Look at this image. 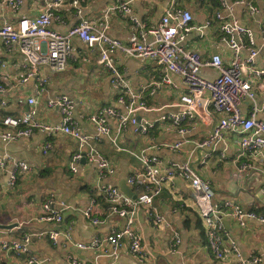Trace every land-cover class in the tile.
I'll return each mask as SVG.
<instances>
[{
    "label": "crops",
    "instance_id": "crops-1",
    "mask_svg": "<svg viewBox=\"0 0 264 264\" xmlns=\"http://www.w3.org/2000/svg\"><path fill=\"white\" fill-rule=\"evenodd\" d=\"M49 1L22 0L17 13L8 9L0 10V24L4 21L33 18ZM245 1L256 8V13L250 15L245 6H234L232 18L249 28L254 34L256 45L261 46L264 0ZM116 3H128L136 18L147 28L153 27L173 3L175 8L191 13L192 26L211 22L203 35L195 31L190 32L182 42L184 48L198 52L202 59L219 54L223 61L227 62L233 56L232 51L220 40L214 17L218 10L216 0H86L82 4L81 16L98 22L105 9ZM56 15L60 16V21H54L51 27L60 33H65L80 22V17L67 5L62 6ZM108 24L107 34L110 37L124 44L128 43L133 31L127 21L117 14H111L108 16ZM72 44L75 51L68 60L64 72L48 74L44 71V75L48 77V84L46 92L37 101L36 119L44 123L58 122L60 119L58 109H48L45 103L49 98L59 95L70 97L74 103L73 115L79 121L82 131L94 138L97 150L115 169L114 174L105 178L104 182L120 189L119 184L126 183L127 177L140 168L132 153L149 148L150 153L160 158L188 162L194 166L198 175L209 182L215 193V202L223 204L226 200H233L244 210L264 216V194L261 193V188L264 187L263 157L249 158L252 169L238 174L237 167L245 159L236 160L239 153L238 136L226 133L222 141L209 151L210 157L207 161L202 163L207 150L196 148L194 143L205 138L216 122L211 126H204L195 121L188 126L189 132L180 136L168 125L157 121L146 135L136 133L133 128L123 131L116 139V146L108 137L97 136L88 116L99 107L119 108L116 102L118 94L112 86L110 73L99 64L97 51L89 50L77 39L73 40ZM241 57H245V52ZM0 61L5 64V67L0 69V84L6 89V93L0 96V101L2 98L6 101V106L0 107L1 130L4 117H19L29 109L26 99L33 92L34 81L30 80L24 84L17 82L24 58L16 47L6 49L0 46ZM114 61L131 88L134 91H141V101L152 109L147 113H140V118L155 121L164 114L175 112L170 105L186 91L177 76L164 73L151 63L125 58L117 53L114 55ZM256 63L258 67H264V48L256 57ZM200 74L209 80L217 76L216 71L210 68L202 69ZM164 76L171 84L161 83ZM262 101L264 83L260 85L258 91V103ZM250 109L251 103L246 101L242 110L247 114ZM260 117L264 118V113ZM111 126L114 129L112 124ZM179 140L185 141L179 150L169 151L162 147L165 142ZM46 142H49L51 147L43 154L42 147ZM77 151L78 144L75 140L63 135L47 138L39 132H34L29 138L7 144L0 142V155H6L15 161H24L33 169L29 175L20 176L13 189L6 186L7 173L0 175V226L16 225L12 229H0V241L11 242L25 233L36 234L44 230L59 229L61 225L37 221L42 202L50 196L55 200L64 201L69 206L63 223H72L73 243H90L95 238L102 240L111 228L124 226L125 220L109 215L106 203L100 200L96 201L94 214L104 223L94 226L83 217L84 209L90 200L95 198L96 168L84 159L80 162L77 173H70L68 161ZM129 188L134 196L143 193L140 187ZM134 188L140 189L141 192L135 191ZM152 205L169 221L172 231L156 228L147 219L145 209L141 208L136 213L133 228L139 234L147 254V260L143 263L128 253L125 240L116 255L108 257L104 255V251L111 253L112 250L106 243H102L96 249L79 250L73 244H65L63 238H60L56 245H52L47 237L34 236L30 245L31 254L39 259H47V264H68V255L76 258L81 264H111L113 261L117 264H239L238 259L232 254L226 255L220 261L213 258L193 206V196L190 195L184 181L176 178L172 184L165 185L153 198ZM223 227L227 235L224 237L225 242L228 239L233 240L243 257L257 256L259 257L257 264H264V224L248 221L244 227H240L233 219L225 218ZM174 234L180 239V243L175 247L172 240ZM24 260V256L0 252V264H24Z\"/></svg>",
    "mask_w": 264,
    "mask_h": 264
},
{
    "label": "built area",
    "instance_id": "built-area-1",
    "mask_svg": "<svg viewBox=\"0 0 264 264\" xmlns=\"http://www.w3.org/2000/svg\"><path fill=\"white\" fill-rule=\"evenodd\" d=\"M86 0H50L45 8L35 17L21 18L16 21H4L0 24V46L6 49L17 48L23 56L17 82L20 84L34 81L33 92L27 97L29 109L19 117L6 116L2 119L0 142H10L26 139L34 132L44 134L47 138L63 135L75 140L78 151L72 154L68 161V170L76 174L80 162L86 160L96 168L94 193L95 198L83 211V217L92 225L104 223L94 214L96 201L106 203V211L125 220L122 228H111L107 236L93 239L90 243H73L71 222L65 224L64 215L69 206L53 196L46 198L40 208L37 221L43 224H57L59 229L44 230L36 234H23L19 239L11 242L0 241V252H9L15 256H24V264H47V259H39L31 254L32 238L47 237L52 245H56L60 238L65 244H73L79 250H92L106 243L111 247V253L104 255L114 257L125 240L128 253L138 262L147 260V254L141 244V238L133 228L136 213L145 209L147 219L158 229L172 231L169 221L153 207L152 201L165 185L173 183L174 179H181L193 196V206L200 219L206 237L207 246L216 260H223L232 254L239 264H257L259 257H243L236 243L228 239L223 227V219L231 218L240 227L248 221L264 224V216L253 211L244 210L236 201L226 200L223 204L214 201L215 193L208 181L202 179L194 166L188 162H176L163 159L149 152V148L132 153L140 168L131 173L126 184L129 187H140L143 193L135 198L125 195L116 186L104 182L111 177L115 169L111 162L95 147L94 138L85 134L79 121L73 115V100L66 95L49 98L45 106L48 109H58L60 119L55 123L39 122L36 117L37 101L46 92L48 74L61 73L67 69V62L75 51L73 40H79L91 51H97L99 64L110 73L111 83L116 90L119 108L105 106L97 108L88 116L97 136H106L116 146L118 136L128 128L141 135H146L155 122H161L174 129L180 136L186 135L188 126L195 121L204 126H213L210 133L200 141L194 143L196 148L207 150L202 163L210 157L209 151L220 141L224 134L234 133L238 136L239 158L245 159L237 167L238 174L251 170L249 158L263 157L264 153V101L258 103V91L264 83V67H258L256 57L264 48V29L260 31L263 43L257 46L253 32L232 18L234 6H245L250 15L256 13V8L245 0H216L218 10L215 20L220 40L232 51L231 60L224 62L219 54H213L208 59H202L198 52L186 49L182 42L186 36L195 31L203 35L211 25L207 21L200 26H192V15L188 10L175 8L173 3L164 11L157 23L147 28L132 12L128 3H116L107 7L98 22L82 18V4ZM22 0H0V10L8 9L17 13ZM71 7L80 17V22L65 33L53 30L54 21L59 22L56 15L62 6ZM117 14L127 21L132 28L128 43L110 37L108 16ZM245 52V57L241 54ZM125 58L138 59L159 67L162 72L177 76L186 91L180 95L175 103L170 105L175 109L158 120L149 121L140 118V113H147L145 102L141 101V91H134L123 78L114 55ZM5 64L0 61V69ZM213 69L217 76L206 79L201 76L202 69ZM162 84H171L164 76ZM154 91L152 90L151 93ZM6 93L0 84V96ZM248 101L251 109L246 114L242 107ZM6 106L5 99L0 101V107ZM114 126H111V124ZM184 140L165 142L163 148L169 151L179 150ZM51 145L46 142L42 153L46 154ZM152 148V147H151ZM221 158L224 159L223 155ZM7 173L8 189H13L20 176L29 175L33 169L24 161L11 160L6 155H0V175ZM264 194V187L261 188ZM174 247L180 243L179 237L172 236ZM68 264H81L76 258L68 255ZM93 264V263H90ZM111 264H117L113 261Z\"/></svg>",
    "mask_w": 264,
    "mask_h": 264
},
{
    "label": "water",
    "instance_id": "water-1",
    "mask_svg": "<svg viewBox=\"0 0 264 264\" xmlns=\"http://www.w3.org/2000/svg\"><path fill=\"white\" fill-rule=\"evenodd\" d=\"M120 190L126 194L129 197L135 198V196L133 195L132 190L126 185L125 182H122L119 184ZM16 225H10V226H0V229L3 230H7V229H12L13 227H15Z\"/></svg>",
    "mask_w": 264,
    "mask_h": 264
},
{
    "label": "trees",
    "instance_id": "trees-1",
    "mask_svg": "<svg viewBox=\"0 0 264 264\" xmlns=\"http://www.w3.org/2000/svg\"><path fill=\"white\" fill-rule=\"evenodd\" d=\"M134 189H135V191H138V192L140 191V192H141V190H140V189H137V188H134ZM138 192H137V193H138ZM140 192H139V193H140Z\"/></svg>",
    "mask_w": 264,
    "mask_h": 264
}]
</instances>
